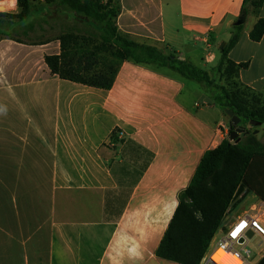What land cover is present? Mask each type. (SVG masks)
Returning a JSON list of instances; mask_svg holds the SVG:
<instances>
[{
  "label": "crops",
  "instance_id": "0c3cea01",
  "mask_svg": "<svg viewBox=\"0 0 264 264\" xmlns=\"http://www.w3.org/2000/svg\"><path fill=\"white\" fill-rule=\"evenodd\" d=\"M113 1L120 33L203 69L243 2ZM0 6L14 13L16 0ZM248 17L228 58L245 64L239 84L264 97V35L248 36L264 5ZM57 54L58 40L0 38V264H178L157 247L203 154L227 138L228 118L166 68L124 61L101 89L51 74L44 57ZM247 177L240 212L264 206V151Z\"/></svg>",
  "mask_w": 264,
  "mask_h": 264
},
{
  "label": "trees",
  "instance_id": "16d2710c",
  "mask_svg": "<svg viewBox=\"0 0 264 264\" xmlns=\"http://www.w3.org/2000/svg\"><path fill=\"white\" fill-rule=\"evenodd\" d=\"M264 0H243L239 25L218 52L209 69L198 68L156 47L136 43L116 27L119 5L113 0H16V12H0V38L18 43L44 44L59 41V54L44 57L51 74L60 79L101 89L111 88L119 65L124 61L166 68L180 77L203 84L212 102L225 114L232 111L240 125L250 124L239 141L228 136L214 149L206 151L188 185L179 194L178 206L157 247L156 256L178 264H199L221 225L226 209L239 204L243 190H251L247 173L264 145L253 134L264 123V97L243 87L238 72L245 64H234L228 53L239 40L247 17L256 13ZM71 14L72 23L66 26ZM49 32L48 36L36 31ZM264 35V18L249 31V39L258 42ZM21 37H24L22 39ZM224 80L218 84L215 78ZM118 132L111 142L118 143ZM260 264H264V257Z\"/></svg>",
  "mask_w": 264,
  "mask_h": 264
},
{
  "label": "built area",
  "instance_id": "2783aa9c",
  "mask_svg": "<svg viewBox=\"0 0 264 264\" xmlns=\"http://www.w3.org/2000/svg\"><path fill=\"white\" fill-rule=\"evenodd\" d=\"M233 208L230 205L226 209L199 264H260L264 250L251 245L258 239V245L264 247V206L254 201L236 216H231Z\"/></svg>",
  "mask_w": 264,
  "mask_h": 264
},
{
  "label": "rangeland",
  "instance_id": "374dc122",
  "mask_svg": "<svg viewBox=\"0 0 264 264\" xmlns=\"http://www.w3.org/2000/svg\"><path fill=\"white\" fill-rule=\"evenodd\" d=\"M35 1L38 2V3H43V2H44V0H35ZM0 12H11V11H10L9 9L7 10L5 6H0ZM15 12H16V11H15ZM15 12H14V13H15ZM11 13H12V12H11ZM249 23H250V19H249V17H248L247 20H246V22H245V24H244V26L249 25ZM35 33H36L37 36H39V35L48 36V35H49V32H48V33H46V32H39L38 30H37ZM230 37H231L230 34H223V35L221 36V38H220L221 42H220V44L217 46V48H219L221 44H225V43H227V42L229 41ZM21 38L24 39V37H21ZM26 42L28 43V41H26ZM197 46H198L197 48L200 49V52L204 49V44H202V43H199ZM174 50H178V49L174 48ZM179 51H181V53H186L185 50H179ZM215 53H217L216 50H215ZM207 69H209V67H207ZM215 81H216V83H218V84H224V83H225L224 80H220L218 77L215 78ZM188 84H189V86H192L193 88H195L199 94H204L205 97H206V99H207V101H209V102L211 101V102H212V100H211V94H210V92L204 87L203 84H200V83H197V82H194V81H189ZM227 118H228V117H227ZM228 121H229V118H228ZM242 126H243V125H242ZM245 127L248 128V127H250V125L247 124V125H245ZM256 128H257V127H256ZM256 128H255V129H256ZM255 129H254V130H255ZM262 129H263V128L260 129V131H261L262 133H261V135H260V137H259V139H261V140H262L263 137H264V129H263V131H262ZM254 130H253V131H254ZM255 135L257 136V134H255ZM257 139H258V137H257ZM248 202H249V201H248ZM248 204H249V203H248ZM246 206H247V201H246ZM241 207H242V204H240V205H239L238 207H236V208H233V211H234V212L231 213L230 215L235 214V213H239L240 210H241ZM259 243H260V241H259L258 239H255V240L253 241L251 247H256L257 250H259V249L264 250L263 245L260 244V246H259V245H258Z\"/></svg>",
  "mask_w": 264,
  "mask_h": 264
},
{
  "label": "water",
  "instance_id": "95a60500",
  "mask_svg": "<svg viewBox=\"0 0 264 264\" xmlns=\"http://www.w3.org/2000/svg\"><path fill=\"white\" fill-rule=\"evenodd\" d=\"M240 21L237 19L234 25H239ZM224 47V44H221L219 49L222 50ZM225 114L228 116L229 121H228V126L229 128H234L229 134V139L230 141H234L237 143L239 141V134H242L245 130V127L240 125V118H238L232 111L226 110ZM264 128V123L261 124L260 127H257L254 131L253 134H257V137L259 138L261 135L260 129Z\"/></svg>",
  "mask_w": 264,
  "mask_h": 264
},
{
  "label": "clouds",
  "instance_id": "9594fccd",
  "mask_svg": "<svg viewBox=\"0 0 264 264\" xmlns=\"http://www.w3.org/2000/svg\"><path fill=\"white\" fill-rule=\"evenodd\" d=\"M12 3L15 4V0H12ZM177 206H178V204H177Z\"/></svg>",
  "mask_w": 264,
  "mask_h": 264
}]
</instances>
